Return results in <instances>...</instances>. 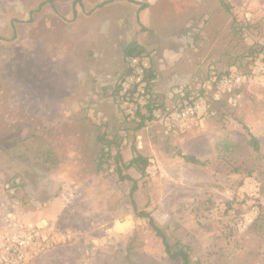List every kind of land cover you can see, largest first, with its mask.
I'll list each match as a JSON object with an SVG mask.
<instances>
[{"label": "rangeland", "instance_id": "374dc122", "mask_svg": "<svg viewBox=\"0 0 264 264\" xmlns=\"http://www.w3.org/2000/svg\"><path fill=\"white\" fill-rule=\"evenodd\" d=\"M226 1L231 12L220 0H0V241L29 229L60 238L29 264H180L135 215L132 181L100 158L105 147L128 163L136 148L150 165L124 169L134 199L193 264H264V227L253 228L264 223V78L250 61L264 0ZM132 41L162 105L141 128L137 104L115 100ZM229 70L244 74L239 89L220 83ZM188 98L199 113L174 118Z\"/></svg>", "mask_w": 264, "mask_h": 264}, {"label": "trees", "instance_id": "16d2710c", "mask_svg": "<svg viewBox=\"0 0 264 264\" xmlns=\"http://www.w3.org/2000/svg\"><path fill=\"white\" fill-rule=\"evenodd\" d=\"M77 1L78 0H76V2ZM220 3H221L223 8H225L227 11L231 12V5L226 0H220ZM263 48H264V46L262 48H260L259 50H256L250 54L252 56L250 59L252 66H255V62L258 59L259 53H260V51H262ZM123 51H124V60H125L126 71L122 75L119 83L117 84L116 90H115V92H116L115 93L116 94L115 100L118 101L119 105H122L123 100L127 97V93H122L123 87H122L121 81L126 76L130 75L134 71V68L131 67V65H130V60L132 57H135V56H139V57L145 56L146 48L142 44H140L139 42L132 41V42H130L124 46ZM232 72H234V71L229 70V71L223 72V73H221V76L219 78H221L224 75L231 74ZM252 73H253V69H252ZM145 74H146L145 78L147 81V87H146V93L144 96V99H145L144 102L142 101L139 103L138 99L131 98V101L133 102V104H137L138 106L135 107L134 113H132V114L130 113L129 115L133 116L135 119L136 118L140 119V122H138V128L143 127L147 120L153 118V116H154L153 113H154L155 109L162 106V105L155 103V101L152 100L151 97H149V94L151 93V84H152L153 79L155 78V75H154L155 71H154L153 66H149L148 68H146ZM219 81L217 80L215 82L219 85ZM243 84H241L239 87H236L235 89H239ZM190 95H189V97H190ZM141 96L142 95H140V97ZM185 98H187V96H182V99L185 100ZM188 99L190 101L189 103L194 102L193 101L194 99H190V98H188ZM180 103L181 104H179V103L176 104L173 110L179 109L180 107L185 105L182 102H180ZM244 127H245L246 131H248L247 134H249L250 146H252V148L255 151H259L260 150L259 138L257 136H255L254 134H252V132L250 131V129L248 127H246V125ZM231 145H232V143H230L229 141H225V142L218 144V149L222 150V152H227L231 149ZM102 152H103V155H102V157H100L101 161H103V158L106 156L112 157L114 159L113 162L116 165L115 171L118 173L119 177L122 180L128 179V180L132 181L133 185L131 187L130 196H131V202L133 205L135 215L148 220L149 226L155 232V235L162 239L164 249H165V252L167 253L168 257L171 260L180 261V264H193V262L191 260L190 248L187 245L183 244L178 239H176L174 242H171L170 238L165 233V230L163 228H161L156 223L152 214L146 210L139 209L137 202L134 199V193L138 188V181H137V179H134V178L130 177L129 175H126L124 173V169L134 167L142 176H145L147 174V169L150 165V158L145 156L144 154H142L136 148H134V156L131 158V160L128 163H124L123 157H122V154L120 151H117L115 154H112L110 150L107 151V150H105V147H104L102 149ZM177 154L180 157H182L188 163L198 164V165H206L208 163L207 160H201L196 155L191 154V153H185L181 149H177ZM99 168L103 169V163L102 162H99ZM234 170L239 172L241 170V168L235 167ZM263 227H264V223L259 222V220L255 221V223L253 224L254 229H260ZM131 250H132V247L130 246L128 248V252H131ZM124 264H137V263L131 258L130 254H127Z\"/></svg>", "mask_w": 264, "mask_h": 264}, {"label": "built area", "instance_id": "2783aa9c", "mask_svg": "<svg viewBox=\"0 0 264 264\" xmlns=\"http://www.w3.org/2000/svg\"><path fill=\"white\" fill-rule=\"evenodd\" d=\"M130 65L134 68V71L121 81L122 93H127L123 103L131 102V98L144 100L146 93L145 73L146 68L149 67L147 57H132ZM255 65L256 71L253 69L254 74L264 78V48L260 51ZM219 79H221L220 83L227 87L240 86L246 81L244 74L235 72L224 75ZM140 95L142 96L140 97ZM200 108L199 102L186 103L179 109H175L172 116L178 120L194 118L199 113ZM57 240H60V238L55 237L53 233H41L36 229H29L20 235L11 236L7 240L0 241V264H29L42 253L46 246L54 245Z\"/></svg>", "mask_w": 264, "mask_h": 264}]
</instances>
